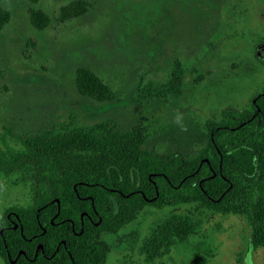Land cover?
Returning <instances> with one entry per match:
<instances>
[{"label":"rangeland","instance_id":"rangeland-1","mask_svg":"<svg viewBox=\"0 0 264 264\" xmlns=\"http://www.w3.org/2000/svg\"><path fill=\"white\" fill-rule=\"evenodd\" d=\"M69 1L0 0L11 11L0 32V134L10 130L0 136L2 151L21 149L13 134L112 121L119 131L143 126L147 150L194 158L208 143L206 121H219L228 108L251 109L264 90V0H94L88 14L71 22L54 20L45 31L31 25L30 7L56 18ZM31 37L38 45L26 57ZM177 63L183 84L174 92L167 87ZM80 67L105 79L117 99L82 96L74 84ZM150 83L156 91L140 96ZM30 201L29 188L0 173V215ZM173 212L191 214L197 233L147 262L143 242ZM102 239L111 248L106 264H264V250L250 245L244 217L195 204L146 207L121 232Z\"/></svg>","mask_w":264,"mask_h":264},{"label":"trees","instance_id":"trees-1","mask_svg":"<svg viewBox=\"0 0 264 264\" xmlns=\"http://www.w3.org/2000/svg\"><path fill=\"white\" fill-rule=\"evenodd\" d=\"M93 5L94 0H70L56 18L30 7L29 21L45 31L54 20L65 24L85 16ZM10 20L11 11L0 5V32ZM37 45L31 37L24 55ZM177 66L167 87L174 92L183 84ZM74 84L95 101L117 99L112 86L90 68H77ZM156 89L150 83L139 95ZM254 98L251 109L228 108L219 121H206L208 143L194 158L145 149L147 133L140 124L119 131L112 121H73L28 136L13 134L21 149L0 150V173L16 176L30 189L31 201L0 215V258L4 264H106L111 248L104 233L121 232L146 207L185 204L244 217L250 245L264 250V90ZM9 133L6 129L0 136ZM197 230L191 214L173 212L152 229L141 251L153 262Z\"/></svg>","mask_w":264,"mask_h":264},{"label":"flooded vegetation","instance_id":"flooded-vegetation-1","mask_svg":"<svg viewBox=\"0 0 264 264\" xmlns=\"http://www.w3.org/2000/svg\"><path fill=\"white\" fill-rule=\"evenodd\" d=\"M262 92H263V91H262ZM262 92H261V93H262ZM256 96H257V95H256ZM254 99H255V98H253L252 100L255 102V100H254Z\"/></svg>","mask_w":264,"mask_h":264}]
</instances>
